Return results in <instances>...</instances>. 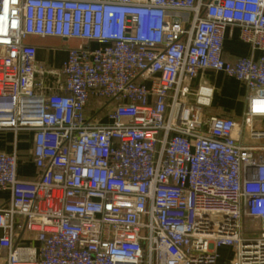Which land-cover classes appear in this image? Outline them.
I'll list each match as a JSON object with an SVG mask.
<instances>
[{"label": "built area", "instance_id": "1", "mask_svg": "<svg viewBox=\"0 0 264 264\" xmlns=\"http://www.w3.org/2000/svg\"><path fill=\"white\" fill-rule=\"evenodd\" d=\"M236 29L257 58L225 60ZM31 37L81 43L52 88ZM205 71L246 86L240 123L192 92ZM259 102L264 0H0V264H264Z\"/></svg>", "mask_w": 264, "mask_h": 264}, {"label": "crops", "instance_id": "2", "mask_svg": "<svg viewBox=\"0 0 264 264\" xmlns=\"http://www.w3.org/2000/svg\"><path fill=\"white\" fill-rule=\"evenodd\" d=\"M28 43L37 48L36 63L38 67L48 72L46 76L40 74L39 78L44 80L49 88H52L58 81V74L61 66L67 59L68 50L81 45L76 40L40 37H31ZM91 46L95 48L98 45L92 43ZM252 56L257 58L258 54H253L251 48L241 41L239 30H234L233 34L224 43L225 60L236 62L240 58ZM201 87L212 89L213 91L211 106L206 109L208 115L229 117L239 123L242 121L247 110V98L249 95L246 86L242 82L230 78L223 73L205 71L192 82V92L196 93ZM189 100L194 102V97H191ZM255 124L258 130L264 131V118L257 119ZM14 140L15 138L11 133L0 134V152H13L15 149ZM246 144L264 145V142H250L246 140ZM17 150L19 154L18 174L20 179L24 181L34 180L39 175V171L32 159L33 135H21L17 143ZM8 200L9 194L0 193V207Z\"/></svg>", "mask_w": 264, "mask_h": 264}, {"label": "rangeland", "instance_id": "3", "mask_svg": "<svg viewBox=\"0 0 264 264\" xmlns=\"http://www.w3.org/2000/svg\"><path fill=\"white\" fill-rule=\"evenodd\" d=\"M249 94V92H248ZM257 125L255 124L254 127H256ZM21 137V136H20ZM244 230L245 232L247 233H254L255 232V229L253 227V225L251 224V222H249L248 220L245 221L244 223ZM257 231H259V227L256 229ZM223 254L227 257H231V254H232V251L231 250H224Z\"/></svg>", "mask_w": 264, "mask_h": 264}, {"label": "bare ground", "instance_id": "4", "mask_svg": "<svg viewBox=\"0 0 264 264\" xmlns=\"http://www.w3.org/2000/svg\"><path fill=\"white\" fill-rule=\"evenodd\" d=\"M256 112L258 113V116H264V102H259Z\"/></svg>", "mask_w": 264, "mask_h": 264}]
</instances>
